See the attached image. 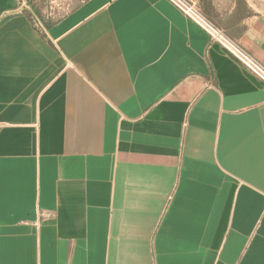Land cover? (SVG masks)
I'll list each match as a JSON object with an SVG mask.
<instances>
[{"label":"crops","instance_id":"1","mask_svg":"<svg viewBox=\"0 0 264 264\" xmlns=\"http://www.w3.org/2000/svg\"><path fill=\"white\" fill-rule=\"evenodd\" d=\"M0 264H264V82L167 0H0Z\"/></svg>","mask_w":264,"mask_h":264},{"label":"rangeland","instance_id":"2","mask_svg":"<svg viewBox=\"0 0 264 264\" xmlns=\"http://www.w3.org/2000/svg\"><path fill=\"white\" fill-rule=\"evenodd\" d=\"M84 0H28L32 15L40 18L42 12L58 18ZM213 24L214 18L232 10L237 18L264 17V0H189Z\"/></svg>","mask_w":264,"mask_h":264},{"label":"built area","instance_id":"3","mask_svg":"<svg viewBox=\"0 0 264 264\" xmlns=\"http://www.w3.org/2000/svg\"><path fill=\"white\" fill-rule=\"evenodd\" d=\"M183 15L207 33L212 42L218 44L228 55L242 67L264 82V66L247 52L238 41L204 17L196 5L189 0H167Z\"/></svg>","mask_w":264,"mask_h":264}]
</instances>
